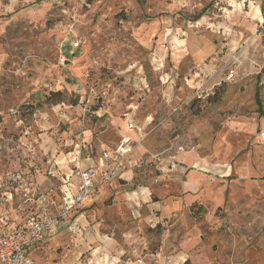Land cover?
Here are the masks:
<instances>
[{"label":"rangeland","instance_id":"1","mask_svg":"<svg viewBox=\"0 0 264 264\" xmlns=\"http://www.w3.org/2000/svg\"><path fill=\"white\" fill-rule=\"evenodd\" d=\"M232 53L234 81L192 88ZM142 136L133 178L101 183L35 261L264 264V0H0V218Z\"/></svg>","mask_w":264,"mask_h":264},{"label":"built area","instance_id":"2","mask_svg":"<svg viewBox=\"0 0 264 264\" xmlns=\"http://www.w3.org/2000/svg\"><path fill=\"white\" fill-rule=\"evenodd\" d=\"M236 61L237 56L232 53L219 68L210 73H206L205 68L199 65L190 79V85L199 92L218 73L224 75V80L234 81L238 75ZM192 78L195 81L196 78L202 79L195 84ZM136 128L138 127L133 120H129L128 129ZM143 139V136L139 140L124 138L114 149L103 151L98 160L91 165L82 167L78 164L75 170L78 182L73 184L69 176H66L58 199H51L46 193L36 196L37 211L25 223L9 227L6 232H3L0 224V261L4 264H38L31 256V249L52 236L59 225L65 223L72 231H80L81 226L70 221L72 214L78 211L101 183L108 182L115 176L128 162L135 145H141ZM143 163L144 160L140 159L135 166L141 167ZM22 180L23 178L18 179L20 182ZM5 195L7 193L0 194V201ZM28 198L33 199L30 196Z\"/></svg>","mask_w":264,"mask_h":264},{"label":"crops","instance_id":"3","mask_svg":"<svg viewBox=\"0 0 264 264\" xmlns=\"http://www.w3.org/2000/svg\"><path fill=\"white\" fill-rule=\"evenodd\" d=\"M207 73H209V72H207ZM188 82L191 83L190 80ZM88 161L89 162H83V161H81V163L79 165H81L82 167H87V166H89V165H91L93 163L90 160H88ZM134 164H135L134 159L130 157L129 160H128V162H126L118 170V172L115 174V176L113 178H111V181L114 180V179H120L121 178L122 180H125L126 182H129L133 178V169H132L131 166L134 165ZM66 176H69V178L71 179V181H72L73 184H76L78 182V180H79L78 175H77V172H75V170L74 171H70L69 173L66 174ZM133 189H134L133 191L135 193L133 195L129 196V197H131V199H134L135 202H137V203L140 204L141 201L142 202H145V201L148 202L150 199L152 200V198H151V196H152V190H151V188L149 186H147V185H138L137 187H134ZM90 197H88L87 199H89ZM85 201H84V203H85ZM84 206H82V210H78L77 212H75V213L72 214V216L70 218V221H72L73 223H78L79 221H82L83 216H85ZM66 227H67V224H65V223H62L61 225H59L57 227V229L54 231V233H53L52 236L48 237L46 240H44L43 242L37 244L35 247H33L31 249V254L33 253V250L37 246H39L40 244L44 243L45 241H47L49 239H52V238L58 236L62 232H64L66 230Z\"/></svg>","mask_w":264,"mask_h":264},{"label":"trees","instance_id":"4","mask_svg":"<svg viewBox=\"0 0 264 264\" xmlns=\"http://www.w3.org/2000/svg\"><path fill=\"white\" fill-rule=\"evenodd\" d=\"M201 16H202V14L198 15L197 19L200 18ZM52 93H53L52 95L56 96V101H59V99L62 97V94H61L60 91H55V92H52ZM255 101H256L257 105L259 106V110H260L262 108V98H261V94H260V86L259 85H257V87H256ZM26 221H28V219ZM25 222L18 223V224L17 223L16 224H11L10 218L6 217V216L5 217L1 216V220H0L1 228H2L3 232H6L9 227H12V226H15V225H19V224H23Z\"/></svg>","mask_w":264,"mask_h":264}]
</instances>
